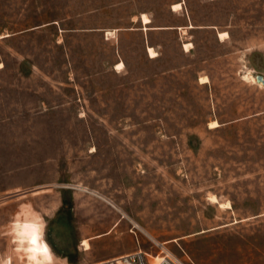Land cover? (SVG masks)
Instances as JSON below:
<instances>
[{"label":"rangeland","instance_id":"374dc122","mask_svg":"<svg viewBox=\"0 0 264 264\" xmlns=\"http://www.w3.org/2000/svg\"><path fill=\"white\" fill-rule=\"evenodd\" d=\"M174 1L0 0V264H264V0Z\"/></svg>","mask_w":264,"mask_h":264},{"label":"crops","instance_id":"0c3cea01","mask_svg":"<svg viewBox=\"0 0 264 264\" xmlns=\"http://www.w3.org/2000/svg\"><path fill=\"white\" fill-rule=\"evenodd\" d=\"M120 2H124V0H120ZM177 6V7H176ZM170 12L175 14H180L183 16V19L179 22H164L160 24L154 23V18L151 14H149L147 11H140L139 13H136L131 16L130 22L120 23V31H129L133 32V34L138 35V38L140 39L141 45H142V51L144 53V56L147 59H157L161 55V51L157 50L158 43L153 42L151 39V32L154 30H176L183 31L186 29L188 32L193 29H207L212 30L214 32L213 36L215 38H222L221 34L225 33L226 31H219L217 29V26L215 24H197L194 23L193 18L191 17L187 7H186V0H175L170 4ZM144 16L148 17V21H145L143 19ZM55 21L46 22L45 24H53ZM43 24H41L42 26ZM227 33V32H226ZM177 37H180V45L182 50L189 51L190 48L188 47V44L191 43L190 39H183L180 35H177ZM151 49L154 50V54L151 53ZM120 67L117 68H124L127 69V62L124 58L120 55ZM116 68V67H115ZM4 182L1 187H3L4 191H7L12 188L11 182H7V179L5 180L3 178Z\"/></svg>","mask_w":264,"mask_h":264},{"label":"built area","instance_id":"2783aa9c","mask_svg":"<svg viewBox=\"0 0 264 264\" xmlns=\"http://www.w3.org/2000/svg\"><path fill=\"white\" fill-rule=\"evenodd\" d=\"M117 256L99 259L87 264H186L172 256L163 248H161L160 252L156 254L143 251L139 248ZM156 256H158V259H155Z\"/></svg>","mask_w":264,"mask_h":264},{"label":"bare ground","instance_id":"6f19581e","mask_svg":"<svg viewBox=\"0 0 264 264\" xmlns=\"http://www.w3.org/2000/svg\"><path fill=\"white\" fill-rule=\"evenodd\" d=\"M176 7H177V6H176ZM143 19H144L145 21H148V17H147V16H144ZM225 35H227L226 32L221 34L222 37H224ZM151 53L154 54V50L151 49ZM249 75H250V74H249ZM251 75H252V74H251ZM252 77L254 78L253 75H252ZM202 79H203V78H202ZM204 79H205V78H204ZM217 124H218L217 121H213V122L210 123V126H212V125H217ZM212 199H213L214 201H216V197H215V196H213ZM221 205H222V204H221ZM225 205H226V204H225ZM82 245L85 247V249L90 248V242H89V240H88V239H85ZM162 248H163L165 251H167L164 247H162ZM157 257H158V256H157ZM155 259H156V257H155Z\"/></svg>","mask_w":264,"mask_h":264},{"label":"water","instance_id":"95a60500","mask_svg":"<svg viewBox=\"0 0 264 264\" xmlns=\"http://www.w3.org/2000/svg\"><path fill=\"white\" fill-rule=\"evenodd\" d=\"M258 80H261V81H263L264 79H263V77H262V76L258 75Z\"/></svg>","mask_w":264,"mask_h":264}]
</instances>
